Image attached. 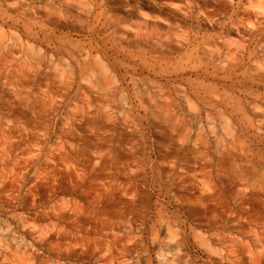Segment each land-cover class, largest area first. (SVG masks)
<instances>
[{
    "label": "rangeland",
    "instance_id": "374dc122",
    "mask_svg": "<svg viewBox=\"0 0 264 264\" xmlns=\"http://www.w3.org/2000/svg\"><path fill=\"white\" fill-rule=\"evenodd\" d=\"M14 3L19 6L10 7ZM91 3L0 0V48L4 33H9L19 44L8 46L11 62L23 55L31 59L37 52L54 56L48 41L69 40L82 45L83 55L94 54L116 68L124 65L121 77L125 81L130 74L155 76L152 58L184 68L166 78L206 94V111L218 121L216 136L198 134L197 138L208 145L200 155L211 157L212 164L196 161L189 152L185 159L190 176L168 185L174 199L166 197V206L158 204V191L151 196L142 190L102 195L99 186L110 178L106 170L110 162L101 158L97 171L86 179L75 171L80 166L70 169L67 162L61 164L68 144L81 145V152L73 153L78 158L94 147L95 137L86 135L92 121L75 123L71 105L65 103L46 112L25 91L39 92L54 73L47 71L46 64L35 75L23 69L28 78L19 81V91L11 77L0 73V228L12 225L33 242L20 264H158L156 257L162 250H173L159 242L166 236L172 244L178 229L159 228L157 213L183 229L181 260L188 259L189 264H264V183L240 196L242 185L233 174V162L239 165L248 159L245 153L255 158L264 155V35L233 28L227 22L232 15L228 0H104L114 22L104 26L81 11ZM186 4L204 15H185ZM5 18H10L7 24ZM177 25L195 34L190 46L179 41ZM170 31H175V42L164 38ZM27 45L33 46L31 54L25 52ZM49 91L58 95L55 86ZM217 144L227 147L219 159L214 155ZM116 158L124 162L125 154L116 150ZM208 169L215 189L205 194L203 173ZM192 177L196 184L189 182ZM137 196L136 205L127 203ZM21 219L27 229L22 228ZM105 220L125 223L137 241L120 245L110 257L102 258L93 241ZM36 235L42 240L33 241Z\"/></svg>",
    "mask_w": 264,
    "mask_h": 264
},
{
    "label": "clouds",
    "instance_id": "9594fccd",
    "mask_svg": "<svg viewBox=\"0 0 264 264\" xmlns=\"http://www.w3.org/2000/svg\"><path fill=\"white\" fill-rule=\"evenodd\" d=\"M228 2L232 6V15L231 20L227 22L231 23L233 28H242L245 32L250 29L254 32L258 30L264 35V0ZM18 6L15 3L10 5L13 8ZM185 8V15L196 18L204 15L203 12L193 9L190 4H186ZM30 10L25 8V11ZM85 10L96 24L104 26L114 23L107 13L104 0H93V3L81 9ZM8 19L10 18H5V24ZM249 20L252 22L249 23ZM174 28L180 31L179 41L190 46L195 34L191 33V30H179L178 25ZM11 36L14 37V33ZM9 37V33H4L5 43L0 48V73L12 78V84L17 85L16 90H20L19 81L28 78L23 69L28 68L35 75L39 73L41 64H46L47 71L54 73L53 78L47 82L48 86L35 93L31 88L25 91L31 93L32 99L40 103L46 112L65 103L71 105L70 112L75 123L80 124L85 119L92 121L87 126L86 135L95 137L94 147L78 158L73 153H80L81 145L68 144V152L63 155L61 164L67 162L70 169L80 166L76 167L75 171L81 179H86L97 171L101 158L110 162L111 167L106 166L110 178L99 186L102 195L112 191L130 193L142 190L151 196L158 191V204L166 206V197L171 196L174 199V193L168 185L184 181L190 176V172L186 170L190 165L185 159L189 152L196 161L206 165L212 164L211 157L200 155L208 150V145L203 139L197 138L198 134L210 135L213 138L216 136L214 126L218 121L215 114L210 115L206 111V94L203 90L198 92L193 86H182L181 83L170 82L166 78L167 74H179L184 68L176 64L161 63L152 58V71L156 73L155 76L141 78L130 74V78L125 81L121 77L124 65L116 68L110 62L99 61L94 54L83 55L82 45L69 40H57L55 43L48 41L56 53L54 56L37 52L29 59L28 55L22 54L23 59L13 58L10 62L11 51L8 46L11 44L13 47H19V44ZM170 37L176 41L175 31H170L169 36L164 38L168 40ZM121 38L127 39L126 36ZM25 52L31 54L33 46L27 45ZM74 52L81 54L77 56ZM13 64L17 66L14 67ZM53 86L58 93L56 96L49 91ZM78 135L83 138L85 133ZM116 150L125 154L124 162L117 160ZM226 151V146L217 144L214 155L219 159ZM245 155L249 158L239 165L233 162V174L242 185L238 193L240 196L246 195L258 182L264 183V155L258 158L253 157L251 153ZM5 159L7 160V156ZM56 167L63 171L60 165ZM203 175L207 183L203 184L202 188L207 194L214 191L215 183L211 169L206 170ZM189 182L196 184L195 177ZM138 200L139 196L128 199L127 203L136 205ZM12 218L17 219L16 216ZM156 223L161 229H178L172 244H169L166 236L159 242L173 250H162L156 257L158 264H189L188 259L181 260L183 229L177 222L162 217L159 213ZM20 224L23 229H27L28 224L23 219ZM104 224V228L96 234L93 241L96 251L102 253V258L110 257L120 245L127 246L138 239L133 229L125 223L105 220ZM113 229L116 230L115 235L112 234ZM41 240L39 235L33 237V241ZM33 247V242L20 236L13 230L12 225L0 228V264H20L26 259L25 254ZM169 257L171 259H168Z\"/></svg>",
    "mask_w": 264,
    "mask_h": 264
}]
</instances>
